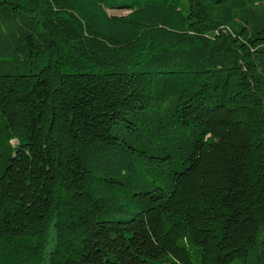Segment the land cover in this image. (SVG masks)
<instances>
[{
    "label": "trees",
    "instance_id": "obj_1",
    "mask_svg": "<svg viewBox=\"0 0 264 264\" xmlns=\"http://www.w3.org/2000/svg\"><path fill=\"white\" fill-rule=\"evenodd\" d=\"M0 264H264V0H0Z\"/></svg>",
    "mask_w": 264,
    "mask_h": 264
},
{
    "label": "rangeland",
    "instance_id": "obj_2",
    "mask_svg": "<svg viewBox=\"0 0 264 264\" xmlns=\"http://www.w3.org/2000/svg\"><path fill=\"white\" fill-rule=\"evenodd\" d=\"M108 13H110V14H116V15H122V14H125L126 11L119 10V9H114V10H108Z\"/></svg>",
    "mask_w": 264,
    "mask_h": 264
}]
</instances>
